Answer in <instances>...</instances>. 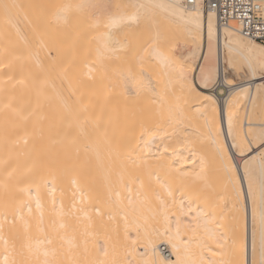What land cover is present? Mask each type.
I'll return each instance as SVG.
<instances>
[{
	"label": "bare ground",
	"instance_id": "6f19581e",
	"mask_svg": "<svg viewBox=\"0 0 264 264\" xmlns=\"http://www.w3.org/2000/svg\"><path fill=\"white\" fill-rule=\"evenodd\" d=\"M0 264H264V43L183 0L0 8Z\"/></svg>",
	"mask_w": 264,
	"mask_h": 264
},
{
	"label": "built area",
	"instance_id": "2783aa9c",
	"mask_svg": "<svg viewBox=\"0 0 264 264\" xmlns=\"http://www.w3.org/2000/svg\"><path fill=\"white\" fill-rule=\"evenodd\" d=\"M188 6L200 4L214 11L221 25L234 23L240 33L264 43V0H183Z\"/></svg>",
	"mask_w": 264,
	"mask_h": 264
},
{
	"label": "rangeland",
	"instance_id": "374dc122",
	"mask_svg": "<svg viewBox=\"0 0 264 264\" xmlns=\"http://www.w3.org/2000/svg\"><path fill=\"white\" fill-rule=\"evenodd\" d=\"M33 1L34 0H0V6H1L0 8L2 9V7H8V6L10 7L13 4H15L16 2L31 3ZM38 1H42V0H38ZM2 5H5V6H2ZM232 76L236 79L237 83H239V82L242 81L241 79L239 80V78H237L236 76H234V75H232ZM226 90L227 89H224V93L223 94H226L227 93ZM223 94H221V95H223Z\"/></svg>",
	"mask_w": 264,
	"mask_h": 264
},
{
	"label": "snow or ice",
	"instance_id": "6c2138e0",
	"mask_svg": "<svg viewBox=\"0 0 264 264\" xmlns=\"http://www.w3.org/2000/svg\"><path fill=\"white\" fill-rule=\"evenodd\" d=\"M201 78H202V79L204 78L203 74H202Z\"/></svg>",
	"mask_w": 264,
	"mask_h": 264
}]
</instances>
